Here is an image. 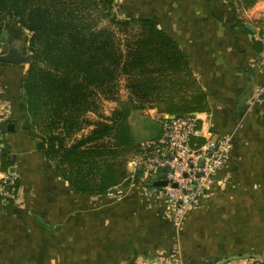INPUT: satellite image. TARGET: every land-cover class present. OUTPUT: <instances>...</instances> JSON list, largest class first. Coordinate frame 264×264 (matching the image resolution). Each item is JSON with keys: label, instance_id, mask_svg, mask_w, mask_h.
<instances>
[{"label": "crops", "instance_id": "0c3cea01", "mask_svg": "<svg viewBox=\"0 0 264 264\" xmlns=\"http://www.w3.org/2000/svg\"><path fill=\"white\" fill-rule=\"evenodd\" d=\"M115 10L153 18L179 41L209 94V110L199 113L205 127L233 135L230 157L180 225L153 179L99 196L79 193L20 121L29 62L0 61L3 138L19 185L16 200L0 197V264H264V100L254 99L264 81L254 38L264 0H115ZM27 36L9 22L0 57L16 49L31 59ZM9 37L26 41L17 46Z\"/></svg>", "mask_w": 264, "mask_h": 264}, {"label": "trees", "instance_id": "16d2710c", "mask_svg": "<svg viewBox=\"0 0 264 264\" xmlns=\"http://www.w3.org/2000/svg\"><path fill=\"white\" fill-rule=\"evenodd\" d=\"M11 21L27 30L31 53L20 121L39 152L79 193L99 196L149 183L128 168L140 145L129 121L133 111L209 110V94L179 41L153 18L120 17L115 0H0V47ZM122 80L127 99L115 97ZM102 97L115 99L117 107L93 121L88 114L98 111ZM4 143L0 170L8 172L15 163Z\"/></svg>", "mask_w": 264, "mask_h": 264}, {"label": "built area", "instance_id": "2783aa9c", "mask_svg": "<svg viewBox=\"0 0 264 264\" xmlns=\"http://www.w3.org/2000/svg\"><path fill=\"white\" fill-rule=\"evenodd\" d=\"M254 38L264 52V25ZM254 99L264 100V81L256 88ZM4 114L0 112V162L5 148ZM160 122V136L142 141L128 165L133 172L141 168L145 181H151L154 175L158 181H167L158 188L176 224L180 225L185 215L202 204L216 186L217 175L230 157L233 135L206 128L199 113L164 114ZM18 192L16 175L0 170V197L9 203L17 199Z\"/></svg>", "mask_w": 264, "mask_h": 264}, {"label": "rangeland", "instance_id": "374dc122", "mask_svg": "<svg viewBox=\"0 0 264 264\" xmlns=\"http://www.w3.org/2000/svg\"><path fill=\"white\" fill-rule=\"evenodd\" d=\"M256 26H263L261 22H258ZM28 37V36H27ZM29 38V37H28ZM7 41L12 42L14 45L17 44V46H21V44L24 45L23 40H18V42H14L15 40H12V38ZM5 40L4 42L7 43ZM28 45V44H27ZM26 46V44H25ZM31 61V60H30ZM115 97H119L120 99H127L128 97V91L125 88L124 80L120 82L118 93H116ZM117 107V102L115 99H111L109 97H102L98 101V111L91 112L88 114L89 119L96 121L101 118V116H111L114 109ZM160 117L156 113H151L146 109L142 110H136L133 111L131 116V127L134 131L135 140H137L135 143H140V140H147L150 138H153L157 133L156 131L158 129H161V122L159 121ZM90 128H86L84 133H88ZM158 132V131H157Z\"/></svg>", "mask_w": 264, "mask_h": 264}, {"label": "water", "instance_id": "95a60500", "mask_svg": "<svg viewBox=\"0 0 264 264\" xmlns=\"http://www.w3.org/2000/svg\"><path fill=\"white\" fill-rule=\"evenodd\" d=\"M30 60H31L30 57L22 56L19 53V51L16 49L11 50L10 53H8L7 55L0 57V61H7V62H12V63L30 62ZM139 169L141 170V168ZM152 179L154 180L153 181L154 186L161 187L167 184V181H158L157 175H154Z\"/></svg>", "mask_w": 264, "mask_h": 264}]
</instances>
